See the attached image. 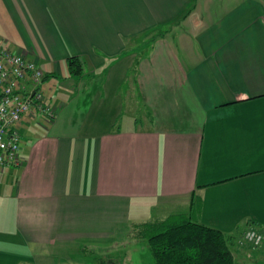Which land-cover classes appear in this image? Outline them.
I'll return each mask as SVG.
<instances>
[{
  "label": "crops",
  "instance_id": "1",
  "mask_svg": "<svg viewBox=\"0 0 264 264\" xmlns=\"http://www.w3.org/2000/svg\"><path fill=\"white\" fill-rule=\"evenodd\" d=\"M0 44L36 62L55 111L21 119L0 168V264L173 215L264 262V0H0Z\"/></svg>",
  "mask_w": 264,
  "mask_h": 264
},
{
  "label": "built area",
  "instance_id": "2",
  "mask_svg": "<svg viewBox=\"0 0 264 264\" xmlns=\"http://www.w3.org/2000/svg\"><path fill=\"white\" fill-rule=\"evenodd\" d=\"M43 78L36 62L0 44V168L17 163L21 141L17 127L24 116L34 112L47 123L55 118V111L41 88ZM243 239L257 247L261 235L250 231Z\"/></svg>",
  "mask_w": 264,
  "mask_h": 264
},
{
  "label": "trees",
  "instance_id": "3",
  "mask_svg": "<svg viewBox=\"0 0 264 264\" xmlns=\"http://www.w3.org/2000/svg\"><path fill=\"white\" fill-rule=\"evenodd\" d=\"M66 67L70 76L79 78L84 62L70 57ZM132 230L147 245L153 264H235L222 232L191 222L183 215L143 223Z\"/></svg>",
  "mask_w": 264,
  "mask_h": 264
},
{
  "label": "rangeland",
  "instance_id": "4",
  "mask_svg": "<svg viewBox=\"0 0 264 264\" xmlns=\"http://www.w3.org/2000/svg\"><path fill=\"white\" fill-rule=\"evenodd\" d=\"M50 90L49 84L43 86L42 91L45 97L48 94H52ZM126 91L127 87H124L122 89L124 97ZM117 125L123 128L128 127V125H136V127H139L141 121L134 122V120L128 121V119H124L118 121ZM117 230L110 234L109 238L107 237L98 242L92 240L85 241L84 243L75 242L70 249H59L57 251L60 254L49 259L48 264H153L147 245L135 237L136 232L134 230L129 227H121V229ZM242 241L255 248L244 239ZM258 251L261 254L263 253L262 258H264V242ZM252 264H264V262L262 263L261 259V261L253 262Z\"/></svg>",
  "mask_w": 264,
  "mask_h": 264
}]
</instances>
